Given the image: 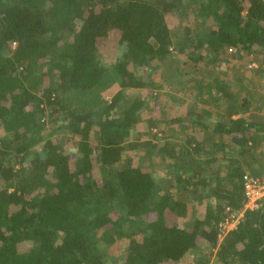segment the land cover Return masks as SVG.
Returning <instances> with one entry per match:
<instances>
[{"label": "trees", "instance_id": "16d2710c", "mask_svg": "<svg viewBox=\"0 0 264 264\" xmlns=\"http://www.w3.org/2000/svg\"><path fill=\"white\" fill-rule=\"evenodd\" d=\"M132 88L196 109L113 112ZM247 171L264 179V0H0V264H264V198L218 244Z\"/></svg>", "mask_w": 264, "mask_h": 264}, {"label": "rangeland", "instance_id": "374dc122", "mask_svg": "<svg viewBox=\"0 0 264 264\" xmlns=\"http://www.w3.org/2000/svg\"><path fill=\"white\" fill-rule=\"evenodd\" d=\"M172 24L173 26L175 25L174 28H177L178 25V19L175 17L174 19H172ZM15 46V45H14ZM118 49L114 48V46H107L106 48L103 49V57H104V61L106 64H111L112 62H114V60L116 59V56L118 55ZM185 57H183L182 55L180 56L181 60H184ZM247 59V58H246ZM244 59V60H246ZM200 67L202 66L201 64L199 65ZM254 67H257L258 64L257 62L253 63ZM162 71H163V66L159 65V69L157 72H154L152 74L153 78L155 79V81L160 82V80L163 79L162 77ZM161 72V73H160ZM251 71H249L248 73L250 74ZM119 90V88L115 85L114 88L111 91H108L104 94V102L106 103H110L113 95ZM150 88H144V89H136V88H132V89H126V90H122V94L120 97V102L121 104L116 107L113 108V112H121V110H123V108H127L132 106L134 103L136 102H140V108L137 112L138 116L141 114L142 116H147V115H152L155 118H160L161 116H170V117H174L175 115H180L183 113H186L187 110L189 108H193L195 107V101L191 99V97L184 95V101L183 103H181V107L178 108V106H161L160 104L157 103V101L151 97L150 95ZM163 93L166 94V96H164V98L166 97L167 99H169V94H175V90H173L172 86H166L165 88L162 89ZM159 90L156 89L153 94L156 95V93H158ZM169 94H168V93ZM180 94V92H179ZM182 94V93H181ZM172 98V97H171ZM173 99V98H172ZM171 99V100H172ZM194 102V103H193ZM169 104V103H168ZM193 106V107H192ZM164 107V108H163ZM196 109V107H195ZM140 117V116H139ZM215 117H213L214 119ZM155 131V130H154ZM75 140H67L66 144L67 145H74ZM250 172V171H248ZM205 204L203 203L202 205H198V216L202 217L204 215V208ZM182 224L186 225L187 221L182 219ZM118 258H122L123 257V250L119 251L117 253ZM211 264L213 263V257L211 258ZM190 260V259H189ZM112 264H116V263H112Z\"/></svg>", "mask_w": 264, "mask_h": 264}, {"label": "built area", "instance_id": "2783aa9c", "mask_svg": "<svg viewBox=\"0 0 264 264\" xmlns=\"http://www.w3.org/2000/svg\"><path fill=\"white\" fill-rule=\"evenodd\" d=\"M16 45V42L14 43ZM245 201L239 210L227 208L228 215L218 223V244L232 230L236 229L243 219L247 210L258 209L262 206L264 198V179L251 173L245 172L242 178Z\"/></svg>", "mask_w": 264, "mask_h": 264}]
</instances>
